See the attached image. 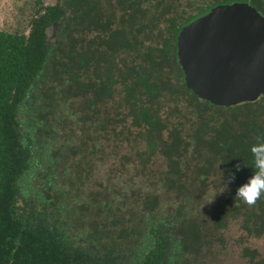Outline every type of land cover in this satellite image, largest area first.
<instances>
[{"label": "trees", "instance_id": "trees-1", "mask_svg": "<svg viewBox=\"0 0 264 264\" xmlns=\"http://www.w3.org/2000/svg\"><path fill=\"white\" fill-rule=\"evenodd\" d=\"M233 1L254 0H58L0 31V264H221L231 227L237 264H264V197L235 200L264 95L214 106L176 59Z\"/></svg>", "mask_w": 264, "mask_h": 264}, {"label": "water", "instance_id": "water-1", "mask_svg": "<svg viewBox=\"0 0 264 264\" xmlns=\"http://www.w3.org/2000/svg\"><path fill=\"white\" fill-rule=\"evenodd\" d=\"M176 59L185 87L218 107L264 95V17L246 3L217 6L181 28Z\"/></svg>", "mask_w": 264, "mask_h": 264}, {"label": "rangeland", "instance_id": "rangeland-1", "mask_svg": "<svg viewBox=\"0 0 264 264\" xmlns=\"http://www.w3.org/2000/svg\"><path fill=\"white\" fill-rule=\"evenodd\" d=\"M57 1L58 0H0V29L10 33L20 32L27 34L29 32V21L35 14L34 10L41 8V6L55 5ZM240 236L237 228L231 227L230 237H233V241L229 243L232 244L229 251H232L233 254H230L231 258L223 260L221 264H237L240 261V248L234 245ZM249 244L251 247L257 248L260 252L264 253V242L262 240H251ZM224 257V254H222V257L220 256L218 259H223Z\"/></svg>", "mask_w": 264, "mask_h": 264}, {"label": "clouds", "instance_id": "clouds-1", "mask_svg": "<svg viewBox=\"0 0 264 264\" xmlns=\"http://www.w3.org/2000/svg\"><path fill=\"white\" fill-rule=\"evenodd\" d=\"M255 142L249 147L251 155V168L253 174L236 190L235 200L249 207L255 206L257 201L264 197V135L256 136ZM237 171L240 165H236ZM235 180V175L230 174L224 182L225 190L227 184Z\"/></svg>", "mask_w": 264, "mask_h": 264}, {"label": "flooded vegetation", "instance_id": "flooded-vegetation-1", "mask_svg": "<svg viewBox=\"0 0 264 264\" xmlns=\"http://www.w3.org/2000/svg\"><path fill=\"white\" fill-rule=\"evenodd\" d=\"M232 3H246L249 6L255 8L257 10V12H259V14H261L264 17V0H254V1H247V2L233 1L231 3L221 4V5H218V6L228 5V4H232ZM0 31H5V30L0 29ZM5 32H7V31H5ZM13 33H17V32H13ZM18 33H20V32H18Z\"/></svg>", "mask_w": 264, "mask_h": 264}]
</instances>
